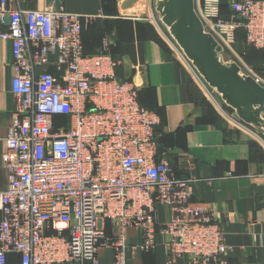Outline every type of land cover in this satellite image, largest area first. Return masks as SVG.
<instances>
[{
    "label": "built area",
    "instance_id": "obj_1",
    "mask_svg": "<svg viewBox=\"0 0 264 264\" xmlns=\"http://www.w3.org/2000/svg\"><path fill=\"white\" fill-rule=\"evenodd\" d=\"M229 8L228 19L213 7L195 8L223 58L234 54L239 30L247 45L264 49V0ZM150 19L169 33L158 16ZM82 20L90 17L62 7L11 9L0 0L16 102L1 154L0 264H97L101 247L113 250V264H126L127 227L141 232L133 250H152L162 235L167 264L226 263L225 232L206 204L192 201V179L177 177L158 151V116L141 106L130 81L115 76L108 52H84ZM168 40L194 68L170 33ZM158 205L169 209L165 223L157 221ZM104 221L117 223L113 235Z\"/></svg>",
    "mask_w": 264,
    "mask_h": 264
},
{
    "label": "crops",
    "instance_id": "obj_2",
    "mask_svg": "<svg viewBox=\"0 0 264 264\" xmlns=\"http://www.w3.org/2000/svg\"><path fill=\"white\" fill-rule=\"evenodd\" d=\"M7 1L11 9L62 7L90 17L82 20L84 52H108L117 61L115 76L130 81L141 106L158 116L165 147L159 153L164 152L177 177L192 179V201L206 204L225 232L231 250L224 264H264V136L242 122L220 96H213L196 69L171 45L166 28L150 19L157 17L155 0L129 6L128 0ZM233 1L238 0H195V8L209 12L213 7L212 14L231 18L228 6ZM5 29L0 25V31ZM237 41L234 44L242 43ZM11 62L10 41L0 38V191L7 186L1 162L4 138L16 108L10 93ZM245 73L264 85V75ZM156 215L159 223L167 222L168 207L158 205ZM101 224L107 236L116 232V222ZM124 238L126 264H167L162 235L156 236L150 251L132 249L142 240L138 228L127 227ZM97 264H113L110 247L99 248Z\"/></svg>",
    "mask_w": 264,
    "mask_h": 264
},
{
    "label": "water",
    "instance_id": "obj_3",
    "mask_svg": "<svg viewBox=\"0 0 264 264\" xmlns=\"http://www.w3.org/2000/svg\"><path fill=\"white\" fill-rule=\"evenodd\" d=\"M138 0H128L126 6ZM154 9L204 81L235 115L264 136V85L225 60L222 46L203 28L195 0H155Z\"/></svg>",
    "mask_w": 264,
    "mask_h": 264
},
{
    "label": "rangeland",
    "instance_id": "obj_4",
    "mask_svg": "<svg viewBox=\"0 0 264 264\" xmlns=\"http://www.w3.org/2000/svg\"><path fill=\"white\" fill-rule=\"evenodd\" d=\"M246 43L242 41L241 44H234L233 45V53L231 54L228 50L224 52L226 60H235L239 63L243 71H249L252 74H256L257 70L255 67L251 64L252 61H256L257 54H255L253 51H249L250 48L246 47ZM250 52V53H249Z\"/></svg>",
    "mask_w": 264,
    "mask_h": 264
},
{
    "label": "trees",
    "instance_id": "obj_5",
    "mask_svg": "<svg viewBox=\"0 0 264 264\" xmlns=\"http://www.w3.org/2000/svg\"><path fill=\"white\" fill-rule=\"evenodd\" d=\"M228 8H229V6H228ZM229 10H230V8H229ZM229 13L231 14L232 12L230 11ZM233 16H234V14H233ZM244 38H245L244 31L239 30L236 33L235 41L238 40L237 42H242V41H244ZM246 47L250 48L249 51H251V52L253 51L255 54H257L256 55L257 56L256 61H252L251 64L255 67V69L257 70V73L263 76L264 75V49H256L250 45H246ZM90 53H97V52H90ZM158 129H159V123L157 125H155L154 132H155V135L157 137L156 141H157V145H158V151L161 152L163 149H165V147L162 144V138H161L162 136L159 135L160 131Z\"/></svg>",
    "mask_w": 264,
    "mask_h": 264
}]
</instances>
